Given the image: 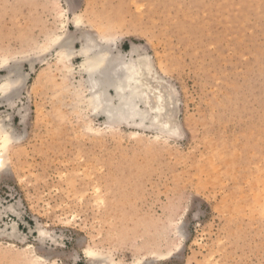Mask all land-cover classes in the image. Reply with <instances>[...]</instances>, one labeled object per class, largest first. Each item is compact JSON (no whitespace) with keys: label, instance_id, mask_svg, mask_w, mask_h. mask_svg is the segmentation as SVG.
I'll return each instance as SVG.
<instances>
[{"label":"rangeland","instance_id":"obj_1","mask_svg":"<svg viewBox=\"0 0 264 264\" xmlns=\"http://www.w3.org/2000/svg\"><path fill=\"white\" fill-rule=\"evenodd\" d=\"M84 34L147 57L174 131L94 115ZM0 59V264H264V0H0Z\"/></svg>","mask_w":264,"mask_h":264},{"label":"bare ground","instance_id":"obj_2","mask_svg":"<svg viewBox=\"0 0 264 264\" xmlns=\"http://www.w3.org/2000/svg\"><path fill=\"white\" fill-rule=\"evenodd\" d=\"M78 21L76 19L75 22L79 23ZM80 38L85 39L79 53L83 58L81 66L86 72L85 81L81 85L89 92L88 103L95 116L102 115L105 118V123L109 126L116 124H131L140 127L150 125L159 128L162 132L174 131L175 125H172L173 123L171 124L163 115L167 105L161 104L160 96H154V99L149 101L146 75L151 72V69L150 65L146 63L147 57L138 53L136 46L131 50L130 58L126 59L125 55L113 53V45L112 47L109 45L112 38L88 34H84ZM76 39L69 35L61 39L59 49L62 58L69 60L74 55L72 44ZM8 61V59H0V70L6 72L0 78V104L8 102L11 105V102L13 103L11 97L16 92L21 71L18 62L9 63ZM144 65H146L145 68ZM13 74L17 78H12ZM12 139L13 133L10 125L6 123V119L0 117V170L6 168L2 152L8 149ZM10 207L9 210H11ZM14 226L11 227V231L12 228H16ZM4 234L6 233L4 232ZM86 254L91 258L98 255L91 249L87 250ZM95 260L98 263L103 262V260Z\"/></svg>","mask_w":264,"mask_h":264}]
</instances>
